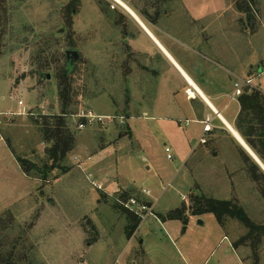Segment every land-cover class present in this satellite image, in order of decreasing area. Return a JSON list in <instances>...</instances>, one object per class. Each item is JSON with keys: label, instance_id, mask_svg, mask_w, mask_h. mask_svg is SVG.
<instances>
[{"label": "rangeland", "instance_id": "374dc122", "mask_svg": "<svg viewBox=\"0 0 264 264\" xmlns=\"http://www.w3.org/2000/svg\"><path fill=\"white\" fill-rule=\"evenodd\" d=\"M120 1L153 34L148 23L170 32L209 26L212 52L224 49L228 68L251 81L247 88L264 91V0L247 11L235 0H169L161 11L155 0ZM0 14V264H252L249 248H231L246 233L235 221L222 229L211 214L188 216L183 229L157 218L188 205L198 186L205 197L238 201L264 223V177L217 137L195 149L191 137L198 141L202 126L182 113L145 111L154 96L146 95L153 91L140 63L148 78L155 59L161 70L166 64L136 20L111 0H0ZM69 50L80 54L66 116L74 148L60 163L67 170L29 178L18 158L46 159L49 146L31 122L61 115L55 69ZM39 60L50 63L42 75ZM87 111L105 120L79 129L76 116ZM177 117L188 120L186 128ZM141 188L148 198L138 196ZM129 197L153 210L130 243L112 204ZM260 249L264 264V242Z\"/></svg>", "mask_w": 264, "mask_h": 264}, {"label": "crops", "instance_id": "0c3cea01", "mask_svg": "<svg viewBox=\"0 0 264 264\" xmlns=\"http://www.w3.org/2000/svg\"><path fill=\"white\" fill-rule=\"evenodd\" d=\"M140 22L143 25V28L138 26L141 32L154 45L158 54H160L163 65L166 64V69L161 70L162 65L158 67L161 64L159 63L160 59H155V70H152V78H148L145 75V71H148L147 68L140 63V75L143 76L144 74L145 79L144 86L146 89L149 87L153 91V93H146V95L154 96L149 101V108L145 111L147 113L155 112L156 108H159L158 111L161 113H182L183 116L190 118V121L202 126L199 140L204 137V144L208 142V138H214L215 141L217 137L220 143L226 142L229 145L230 151L236 160L240 157L247 158L264 175V161L256 156L235 126L240 107L237 101L238 97L231 100L234 90L233 85L236 82L248 79H243L237 72L236 67L228 68V59L224 49L212 52V35L208 29L210 27L197 26L196 24L192 31L170 32L158 27L156 24L148 23L155 31V34H153L142 20ZM222 39L223 43L225 39ZM156 69L160 73H157ZM168 70L172 71L173 76L168 77ZM190 83L198 92L195 98H189L185 94V90L190 87ZM157 104H165V107H160L162 105L157 107ZM206 118H212L213 129L203 134L202 123ZM174 120H176L180 129L186 128L188 125V120H184V125L180 124L178 117ZM191 140L196 149L197 145L200 144L199 140L197 141L194 137H191ZM214 156H217V154L215 153ZM138 196L144 198L139 191ZM114 201L116 202V200ZM147 202L149 201L147 200ZM115 212L118 213L116 210ZM137 229L129 238L128 243L136 237ZM233 251L235 250L233 249Z\"/></svg>", "mask_w": 264, "mask_h": 264}, {"label": "trees", "instance_id": "16d2710c", "mask_svg": "<svg viewBox=\"0 0 264 264\" xmlns=\"http://www.w3.org/2000/svg\"><path fill=\"white\" fill-rule=\"evenodd\" d=\"M173 1V0H171ZM238 1V8H245L249 4L257 5L260 0H235ZM169 0H155L157 10H165ZM148 5V3H146ZM150 6V7H154ZM137 8V7H136ZM4 17L0 14V58L3 56V38L5 34ZM44 52L41 51V55ZM40 61V60H39ZM50 70V63L39 62L38 73L42 75L43 72ZM75 73V64L72 60H67L65 57L64 66L55 69V77L58 87V98L61 104V115L55 117H43L39 113H30L33 116L43 117L41 120L33 119L31 122L42 135L41 141L47 144L45 156L46 159L40 161L41 165H37L34 161L24 158H18L19 166L27 177L39 178L40 180H47L50 171L59 169L65 171L60 164L66 155L74 148V138L70 134L66 116L69 114V104L71 102V85L72 75ZM240 111L235 121L236 129L240 132L248 146L254 151L256 156L264 161V92L262 90H252L244 88L242 94L237 98ZM246 162H250L245 158ZM255 170H258L256 165L250 163ZM260 172V171H259ZM32 173V175H31ZM261 173V172H260ZM262 175V173H261ZM39 176V177H36ZM264 177V175H262ZM200 193L198 186H194L189 193V204L181 205L180 208L171 210L166 214H158L157 218L161 222L169 220H178L181 222L183 229L188 221V216H202L211 214L215 217L217 223L222 229L225 228L229 221H235L243 226L245 235L237 237L232 243V248L237 252L241 248H249L251 252L252 264H259L260 248L264 242V223H255L246 214L244 209L239 205L238 201L216 200L208 198ZM122 198H124L122 196ZM113 208L124 217V234L130 238L138 228L141 220L138 216L129 212L115 201L112 203ZM247 261L248 259H243Z\"/></svg>", "mask_w": 264, "mask_h": 264}, {"label": "built area", "instance_id": "2783aa9c", "mask_svg": "<svg viewBox=\"0 0 264 264\" xmlns=\"http://www.w3.org/2000/svg\"><path fill=\"white\" fill-rule=\"evenodd\" d=\"M115 5H117V3H115V1L111 0ZM118 6V5H117ZM251 86V81L250 80H242L239 81L237 83H235L233 85V95L231 97V100H234L236 97H239L242 92L243 89L246 87H250ZM196 93L198 94L197 90L190 85V87H188L185 90V94L187 95V97L189 98H195L196 97ZM78 119L81 120L80 123H78V128L79 129H84L85 127H93L96 123H102L103 120H105L103 117L97 116V115H93V113L91 111H87V113H80L79 115L76 116ZM108 120V118H107ZM212 122V118H206L204 120L203 124V133L206 134L208 132H210L213 129V126L211 124ZM187 124V121H186ZM200 143H205V139L204 137H202L199 140ZM166 152H168V150H166ZM168 158H170L168 156ZM99 189L101 187H98ZM140 193L144 196V197H149L150 195V191L144 188H141ZM183 200H185L184 198H182ZM123 208H125L126 210H128L129 212L133 213L134 215L138 216L140 218L141 221H144V219L153 214V210H152V205H150V203H146V202H140L138 201L136 198H129L127 201L119 203Z\"/></svg>", "mask_w": 264, "mask_h": 264}, {"label": "water", "instance_id": "95a60500", "mask_svg": "<svg viewBox=\"0 0 264 264\" xmlns=\"http://www.w3.org/2000/svg\"><path fill=\"white\" fill-rule=\"evenodd\" d=\"M246 19H247V21L249 20V15H247ZM65 57L67 60H72L75 62L79 59L80 54L77 51L69 50V51L65 52ZM47 78L49 79V75H47ZM197 194H198V196H201V194L199 192H197Z\"/></svg>", "mask_w": 264, "mask_h": 264}, {"label": "bare ground", "instance_id": "6f19581e", "mask_svg": "<svg viewBox=\"0 0 264 264\" xmlns=\"http://www.w3.org/2000/svg\"><path fill=\"white\" fill-rule=\"evenodd\" d=\"M113 1H115V3H117V5L122 10H124L126 13H128L134 20H136L138 22V24L140 25L141 28H143V25L141 24V22L138 21L139 19H137L136 15L133 13V11H131L126 5H124L122 3V1H120V0H113ZM190 85H192V84L190 83Z\"/></svg>", "mask_w": 264, "mask_h": 264}]
</instances>
